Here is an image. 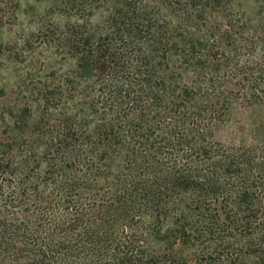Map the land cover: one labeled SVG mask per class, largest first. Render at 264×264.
Wrapping results in <instances>:
<instances>
[{
    "label": "trees",
    "instance_id": "1",
    "mask_svg": "<svg viewBox=\"0 0 264 264\" xmlns=\"http://www.w3.org/2000/svg\"><path fill=\"white\" fill-rule=\"evenodd\" d=\"M35 1L0 47V264H264V0Z\"/></svg>",
    "mask_w": 264,
    "mask_h": 264
},
{
    "label": "rangeland",
    "instance_id": "2",
    "mask_svg": "<svg viewBox=\"0 0 264 264\" xmlns=\"http://www.w3.org/2000/svg\"><path fill=\"white\" fill-rule=\"evenodd\" d=\"M35 0H24L23 9L17 11L16 19H9L3 26H0V47L9 49L8 43L23 37L25 30L29 29L30 19L24 14L30 5H35ZM7 61L0 54V83L3 77H12L11 73L7 72Z\"/></svg>",
    "mask_w": 264,
    "mask_h": 264
}]
</instances>
